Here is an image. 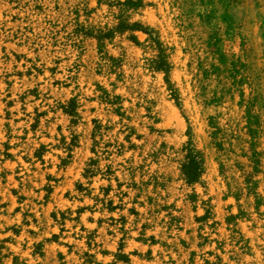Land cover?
<instances>
[{"label": "rangeland", "instance_id": "1", "mask_svg": "<svg viewBox=\"0 0 264 264\" xmlns=\"http://www.w3.org/2000/svg\"><path fill=\"white\" fill-rule=\"evenodd\" d=\"M142 1L0 0V264H264V0Z\"/></svg>", "mask_w": 264, "mask_h": 264}, {"label": "trees", "instance_id": "2", "mask_svg": "<svg viewBox=\"0 0 264 264\" xmlns=\"http://www.w3.org/2000/svg\"><path fill=\"white\" fill-rule=\"evenodd\" d=\"M117 3L121 7H125L127 9H137L143 5L142 0H117ZM143 32L144 34H147L148 40L154 45L156 48V54L155 56L150 60L151 62V69L157 70V71H163L166 73L167 68V61L164 57V54L160 50L159 40L154 35L153 32H151L148 27L144 26L139 21H129L126 19L118 20V22L108 28L105 31L98 32L94 37L96 40H98L99 43H101L104 39L111 38L116 33H124L129 32L130 33V39L134 41V43H139L137 37L135 36V32ZM156 45V46H155ZM166 82H168V78L166 76ZM168 88L170 90V94L175 96V90L174 87L171 85L170 82L167 83ZM64 111L69 116H74L75 110H74V102L71 100L67 103L66 106H64ZM180 171L182 174L183 179L185 182L192 184L196 183L199 180V177L201 175V161L199 156L193 152V150L189 147H185L184 149V156L183 161L180 165ZM237 216H231V218H235ZM230 218L227 219V221Z\"/></svg>", "mask_w": 264, "mask_h": 264}]
</instances>
